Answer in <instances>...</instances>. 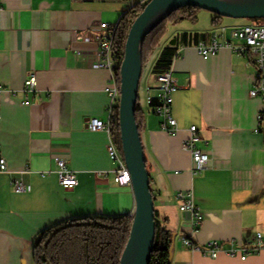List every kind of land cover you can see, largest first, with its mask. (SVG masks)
<instances>
[{"label":"crops","instance_id":"1","mask_svg":"<svg viewBox=\"0 0 264 264\" xmlns=\"http://www.w3.org/2000/svg\"><path fill=\"white\" fill-rule=\"evenodd\" d=\"M147 1L0 0V152L8 162V171L0 173V264H34V243L52 225L133 213L132 187L115 181L108 134L88 127L92 117L108 118L111 99L104 88L112 72L94 66L96 56L85 52L96 47L100 21L117 26L133 5ZM239 25L237 18H218L206 9L196 21L170 24L164 46L178 42L171 64L179 85L176 134L162 128L148 101L158 93L152 68L160 52L141 77V136L155 209L173 233L171 264H264V251L245 260L225 253L213 258L183 243L189 236L199 244L231 238L246 243L264 233V138L255 130L262 100L249 95L257 68L229 47L208 58L195 48L220 26L228 29L219 40H228ZM32 73L38 87L25 92ZM194 124L201 136L197 147L214 160L198 173L182 148ZM60 157L77 173L72 188L59 182ZM21 175L30 191L17 192L11 184ZM179 190L191 192L204 215L196 229L190 212L179 209Z\"/></svg>","mask_w":264,"mask_h":264},{"label":"built area","instance_id":"2","mask_svg":"<svg viewBox=\"0 0 264 264\" xmlns=\"http://www.w3.org/2000/svg\"><path fill=\"white\" fill-rule=\"evenodd\" d=\"M116 27L106 21H100L99 32L96 35V47L93 50L85 52L91 57L96 56L93 62L96 67H104L111 70L112 74L108 80L104 90L111 99V104L108 108V118L106 120L99 117H92L89 120L88 127L91 130H103L108 134L106 149L110 159L115 162L116 166L113 169L115 181L120 185H130L132 187V176L126 164L122 150L116 142L113 135L112 126V110L114 106L119 105L121 98V88L117 77L114 73L113 60V43L115 38ZM226 26H220L219 32L211 34L210 38L202 37L196 44V50L204 57L208 58L212 54H216L223 47H229L232 50L240 52L247 57L249 61L257 68L254 85L251 88L249 95L262 100V107L257 115L256 132L260 133L264 138V21L261 23L250 22L244 25L233 26L229 30L230 38L225 41H220V37H224L227 32ZM178 52L175 53L177 55ZM158 82V93L155 96L157 103L153 105L154 112L161 118L162 128L169 134H176L179 131L178 120L173 112L174 93L178 90L179 85L173 77L171 67L164 72L156 75ZM38 87V76L32 73L25 80L23 91L34 92ZM2 88H0L1 94ZM153 96H148V101L151 103ZM189 135L182 144V148L188 151L192 156V172L198 173L202 170L213 166V157L204 149L197 147V143L201 140L198 133V126L192 125L188 129ZM1 151V145H0ZM58 166L59 182L67 188H72L78 183L77 173L72 170L65 158L56 160ZM8 171L7 159L0 152V173ZM108 171L99 172L106 174ZM14 177L11 184L17 192L30 191V184L22 177ZM237 175V180H239ZM236 180V181H237ZM179 209L189 211L191 214V225L193 229L199 227L204 219L199 207L196 205L191 192L179 190L176 193ZM183 243L190 246L192 250L202 252L210 257H217L220 253H225L232 257H239L242 260L247 259L251 254L264 251V233L257 232L251 242L239 243L235 238L229 240H209L205 244L196 243L192 237H183Z\"/></svg>","mask_w":264,"mask_h":264},{"label":"trees","instance_id":"3","mask_svg":"<svg viewBox=\"0 0 264 264\" xmlns=\"http://www.w3.org/2000/svg\"><path fill=\"white\" fill-rule=\"evenodd\" d=\"M150 1V0H149ZM137 3L123 14L115 31L113 43L114 73L121 86L120 67L125 57L131 27L147 3ZM202 8L187 6L172 12L146 35L142 43L143 69L150 63L155 50L160 47L170 24L183 19L196 21ZM216 16L223 17L220 15ZM217 20V19H216ZM177 41L166 45L156 60L152 72L157 75L171 67L177 51ZM140 98H138L139 102ZM157 103L154 97L152 105ZM137 122L142 131L144 113L137 103ZM113 135L122 150L119 105L112 110ZM156 235L150 264H171L173 233L166 222L158 218L155 209ZM133 217L123 215H91L69 219L42 231L33 246L34 264H121L122 254L130 238Z\"/></svg>","mask_w":264,"mask_h":264},{"label":"water","instance_id":"4","mask_svg":"<svg viewBox=\"0 0 264 264\" xmlns=\"http://www.w3.org/2000/svg\"><path fill=\"white\" fill-rule=\"evenodd\" d=\"M199 6L231 18H264V0H150L134 21L121 64L119 118L122 152L132 176L134 211L130 238L121 264H150L156 235L155 200L136 110L143 73L142 43L172 12ZM172 257V249L171 256Z\"/></svg>","mask_w":264,"mask_h":264},{"label":"rangeland","instance_id":"5","mask_svg":"<svg viewBox=\"0 0 264 264\" xmlns=\"http://www.w3.org/2000/svg\"><path fill=\"white\" fill-rule=\"evenodd\" d=\"M202 10V9H201ZM237 20L239 21V22H241V23H243V24H246V23H250V22H258V23H261V22H263L264 21V18H252V19H250V18H237ZM168 31H169V28H168ZM168 31H167V33H168ZM167 35V34H166ZM166 35H165V37H166ZM165 37L163 38V40H162V43H161V45H160V47H158L156 50H155V52L153 53V55H152V58H151V61H150V63L146 66V69H148V67H150V65H151V63H152V61H153V59L156 57V55L160 52L161 53V51H162V49L165 47L164 46V40H165ZM160 55V54H159ZM159 57V56H158ZM145 71V69H143V72ZM143 74V73H142ZM139 98H140V100H139V104L142 102V97H141V93H140V91H139Z\"/></svg>","mask_w":264,"mask_h":264}]
</instances>
